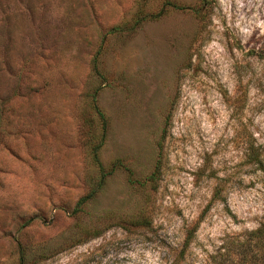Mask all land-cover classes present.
<instances>
[{
  "label": "rangeland",
  "instance_id": "rangeland-1",
  "mask_svg": "<svg viewBox=\"0 0 264 264\" xmlns=\"http://www.w3.org/2000/svg\"><path fill=\"white\" fill-rule=\"evenodd\" d=\"M258 227L264 0H0V264H261Z\"/></svg>",
  "mask_w": 264,
  "mask_h": 264
},
{
  "label": "trees",
  "instance_id": "trees-1",
  "mask_svg": "<svg viewBox=\"0 0 264 264\" xmlns=\"http://www.w3.org/2000/svg\"><path fill=\"white\" fill-rule=\"evenodd\" d=\"M96 112L98 114V116L100 117V120L102 121V134H101V139H103L104 136V132H105V118H104V114L103 112L97 107V105H94ZM100 144H98L95 148H94V158H97V148H99ZM117 167H124L123 164H121V162L119 160L115 161L112 164V167L110 168V170L107 172L108 174H110L111 172H113ZM125 169L128 171V181L133 185V186H139V187H143L146 183H152L155 179V171L152 172L150 175L147 176V178L145 179V181L141 182L140 180H137L135 178L132 177V172L129 168H127L125 166ZM106 172L103 171V169L101 168V175H100V182H102L104 180V177L107 175ZM91 193L86 194L85 196H83L82 198H80V200L77 202V206L80 207V205H82L86 200H88L91 197ZM144 223L143 221H134V223L137 224H141ZM190 233V232H189ZM252 234L254 233H258V239L256 240V244L255 246L258 248H262L264 246V228H260L258 227L256 230H254L253 232H251ZM251 239V237H249L248 239H245L244 243L242 244V246H247V242H249V240ZM246 244V245H245ZM255 257V256H254ZM259 261L261 264H264V256L260 255L258 256ZM25 259L24 254L22 253L20 255L19 261L20 264L23 263Z\"/></svg>",
  "mask_w": 264,
  "mask_h": 264
}]
</instances>
